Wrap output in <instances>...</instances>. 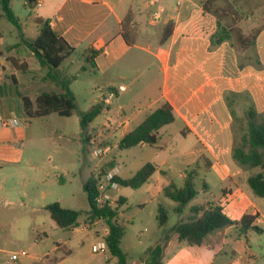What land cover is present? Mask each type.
<instances>
[{"label":"crops","instance_id":"1","mask_svg":"<svg viewBox=\"0 0 264 264\" xmlns=\"http://www.w3.org/2000/svg\"><path fill=\"white\" fill-rule=\"evenodd\" d=\"M141 1L139 8H133V0H37L38 15L35 18L48 20L50 27L67 41L74 53L83 46L80 49L82 60L86 50L98 52L93 59L94 68L85 63L81 70L90 68L104 74L107 77L104 87L109 96L118 93L112 78L124 77L125 65L121 61L130 49L141 51L140 60L137 58L135 61L138 64L152 59L151 65L157 73L152 76L150 67L147 68L135 96L136 110L130 115L134 114V118L141 116V122L147 114L167 103L173 114L170 124L176 123L178 129L169 131L167 127L170 124L161 127L157 131L158 141L165 134L177 146H183L178 153L181 157L179 165L172 164L167 157L160 160V165L154 164L161 175L154 185L158 205L166 203L162 189L169 185L181 187L187 170L195 173V183L197 176L200 181V187L195 184L194 198L182 212L177 213L180 216L176 223L163 231L164 223L160 228L162 233L151 244L166 237L163 239L161 264H258L263 256L256 246L259 249L263 246L257 239L264 235V202L257 199L264 196L253 195L246 184L249 171L235 164L231 158V147L233 121L239 112L244 116L251 103L255 110L264 113V21L258 26L255 39L259 68H239L236 54L227 43L215 47L209 45V36L215 29V17L203 9L205 0H171V4L169 0ZM160 1L162 4H157L156 10L150 11V7ZM141 13H147L144 25L139 23ZM127 14L130 19L123 24ZM19 25L24 38L31 39L37 35V24L32 28L31 36H26ZM2 37L0 32V39ZM17 46L22 49L21 53L15 50ZM2 47L0 118H15L19 123L0 126V171L17 168L23 163L28 118L23 113L21 96L26 95L33 101L37 95L35 93L31 97L27 94H32L31 86L36 83L32 76L24 78L23 84L16 77L17 71L22 74L31 71L26 61L29 50L19 43V38ZM11 50H14V55ZM22 64L26 66L19 67ZM40 79L44 80V75ZM120 90H125V87L120 85ZM138 94L141 98L137 97ZM109 103L103 100L95 106L102 109ZM118 115L124 117L120 122L122 137L135 126L129 128L128 118L122 109ZM88 135L83 137L85 142ZM167 149V145H158V150L164 152ZM24 164L30 169L36 168L31 161ZM4 183L2 177V189L5 188ZM208 203L220 205L233 224L210 232L198 246L178 242L170 231L171 227L185 221L192 206L206 207ZM170 206L174 213L175 203ZM245 216L252 218L249 226L255 230L245 229L246 225L241 224Z\"/></svg>","mask_w":264,"mask_h":264},{"label":"rangeland","instance_id":"2","mask_svg":"<svg viewBox=\"0 0 264 264\" xmlns=\"http://www.w3.org/2000/svg\"><path fill=\"white\" fill-rule=\"evenodd\" d=\"M169 1L171 4V0ZM23 3V0H11L10 8L23 27L25 35L31 36L32 28L36 27L34 19L38 15L37 6L30 10L25 8ZM141 4V0H133V8H139ZM157 4L162 3L160 1L152 5L150 11L156 10ZM243 5L247 15L241 16L242 19L238 21L237 26L247 35L263 24L264 0H250ZM146 16L147 13H141L139 22L141 25L146 23L144 22ZM0 32L3 35L0 39L1 49L4 50L3 45L18 41L19 31L1 12ZM83 48L80 47L81 50ZM80 49L58 68L72 78L69 87L75 95L78 108L85 111L99 101L105 100L110 103L88 124L87 133L89 139L93 140L92 143L83 139L76 113L68 117L52 113L27 120L28 138L24 144L23 163L17 168L0 171V179L2 177L5 179V188L0 187V264H115V258L111 257L107 250L102 253L92 252V245L105 238L107 229L102 220L89 223L85 219L84 213L88 210V203L82 188L84 181L103 160L107 167L118 165L119 176L124 178L132 176L146 163L160 165L163 157H167L174 165L180 164L181 157L178 153L183 150V146L182 144L177 146L178 144L165 134L158 141V145H167L168 149L164 152L146 145L127 149H119L116 146L122 134L120 122L124 117L118 115L121 109L126 113L129 128L140 122L141 116L134 118V114H130L136 110L135 96L142 86L141 80L147 73V68L150 67L149 70L153 72L150 75L155 76L157 73V69L151 65L152 59L138 64V61H135L137 58L140 60L141 51L136 48L130 49L121 61L125 65L124 77L112 78L118 93L109 96L108 90L104 87L107 80L104 74L90 68L86 71L81 70L85 62L80 57ZM15 50L22 52L19 46ZM10 53L15 54L14 50ZM242 54L240 52V55ZM26 61L31 71L28 74L17 71L16 77L23 84L24 78L32 76L36 83L31 86L32 94L27 93L28 95L33 97V94L41 91L58 90L50 81L40 79L45 74V69L38 65L32 53L26 55ZM120 85L124 86L125 90H120ZM137 97L141 98L139 94ZM240 122L244 123L241 112L233 121L234 133ZM167 129L174 132L178 125L170 124ZM96 146H109L110 150L107 155L100 157L95 154ZM30 161L36 168L30 169L24 164ZM160 168L166 169L165 166ZM159 174L158 171L154 172L136 189L119 186L115 191L116 197L120 195L125 200L118 208L117 221L124 226V235L119 246L126 254V264H145L146 249L153 243L155 237L162 233L160 229L162 226L158 225L155 218L158 202L154 185L155 180L161 178ZM195 180L196 186L200 187L199 176ZM165 200L166 203H161V206L167 210L169 216L163 231L176 223L180 216L170 210V205L174 202ZM257 200L264 202V198ZM52 202L81 212L76 230L60 229L53 223L44 208L46 204ZM190 215V212H187V217ZM257 242L263 243V246H260L262 250L256 246L257 251H261L263 255L258 264H264V235L257 239ZM21 250L26 251L27 255L15 261L9 260L12 253Z\"/></svg>","mask_w":264,"mask_h":264},{"label":"trees","instance_id":"3","mask_svg":"<svg viewBox=\"0 0 264 264\" xmlns=\"http://www.w3.org/2000/svg\"><path fill=\"white\" fill-rule=\"evenodd\" d=\"M11 0H0V12L8 22L13 24L19 31V43L23 44L34 56L38 65L45 69L44 80L50 81L58 87L59 91H41L32 101L28 96H21L23 113L26 118L43 117L55 113L61 117H68L72 113L78 116L80 133L87 136L88 124L100 113L101 106L97 105L89 111L79 110L75 95L71 91L69 84L72 78L62 73L58 68L68 59L74 49L65 39L57 35L50 27L48 20L35 18V23L39 26L37 35L34 38H24L20 32L19 20L10 8ZM23 6L30 10L34 9L37 0H23ZM250 0H205L203 9L215 17V29L209 36V45L215 47L221 43H227L236 52L237 66L259 68L260 62L255 51V39L259 29L245 35L237 23L241 16L247 15L243 8V3ZM130 19L127 14L123 19L126 24ZM240 52L243 53L240 55ZM95 50H86L83 61L94 68ZM20 67H24L23 65ZM24 69V68H23ZM82 69L84 67L82 66ZM234 115V114H233ZM173 121L172 108L167 103L162 104L157 109L147 114L145 118L133 129L125 133L117 142L119 149H127L138 145H146L158 149L157 131ZM241 125V126H240ZM239 128L233 135L231 147V158L237 166L244 171H249L246 184L257 197L264 196V113L255 110L249 103L244 112V123L240 122ZM85 140V139H84ZM89 140V139H88ZM87 140V142H88ZM257 169V172L253 170ZM157 171V166L146 163L140 167L132 176L128 178L116 177L119 186L136 189L145 183L148 178ZM195 173L192 170L186 171L181 187L174 185L166 186L162 189L165 198L175 203L174 213H180L184 207L196 195ZM84 190L88 210L84 213L85 219L89 223L102 220L106 225L107 233L103 239L107 246V251L111 257L115 258V264H126V254L120 248V240L124 235V226L117 221L118 208L124 202V198L118 196L114 206H98L94 202L96 196L95 179L91 174L84 181ZM49 218L60 229L72 231L77 226V220L81 215L80 211L68 209L52 202L44 206ZM190 216L185 221L171 227V232L176 235L178 242H185L188 245H201L205 237L212 231L232 225L231 219L222 212V207L218 204L208 203L207 206L195 205L189 209ZM168 219V212L162 206H157L156 220L159 226L164 225ZM251 217H244L241 220L245 229L255 230L250 227ZM161 238L155 244L149 246L146 251L145 264H161L162 245Z\"/></svg>","mask_w":264,"mask_h":264},{"label":"built area","instance_id":"4","mask_svg":"<svg viewBox=\"0 0 264 264\" xmlns=\"http://www.w3.org/2000/svg\"><path fill=\"white\" fill-rule=\"evenodd\" d=\"M39 5L37 2L36 6ZM105 101V100H104ZM19 122L15 118L10 119H3L0 118V126L7 127V126H14L17 125ZM105 131V128H103ZM99 137V136H97ZM90 143L93 140H88ZM110 148L109 146H96L95 154L97 156L102 157L103 155H107ZM93 178L95 179V188H96V196L94 197V202L98 206L102 205H109L114 206L118 200V196L116 197L115 191L118 189L119 185L116 181V177L119 176V167L116 164L111 166H105L103 163L97 165L93 170ZM107 250V246L104 240H100L92 245V252L94 253H102ZM27 252L21 250L17 253H12L9 257V260L15 261L19 257L26 256Z\"/></svg>","mask_w":264,"mask_h":264}]
</instances>
